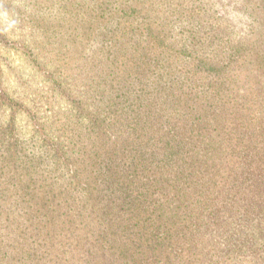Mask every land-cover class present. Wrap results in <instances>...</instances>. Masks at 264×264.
Instances as JSON below:
<instances>
[{
  "label": "trees",
  "instance_id": "trees-1",
  "mask_svg": "<svg viewBox=\"0 0 264 264\" xmlns=\"http://www.w3.org/2000/svg\"><path fill=\"white\" fill-rule=\"evenodd\" d=\"M194 3L84 2L73 21L92 54L75 116L56 124L67 141L56 119L35 131L54 168L39 154L18 170L0 159V264H249L264 252V147L247 125L229 143L227 120L243 115L236 102L229 118L226 32L208 0ZM249 58L262 68L264 53Z\"/></svg>",
  "mask_w": 264,
  "mask_h": 264
},
{
  "label": "rangeland",
  "instance_id": "rangeland-1",
  "mask_svg": "<svg viewBox=\"0 0 264 264\" xmlns=\"http://www.w3.org/2000/svg\"><path fill=\"white\" fill-rule=\"evenodd\" d=\"M87 1L72 0L67 12L59 6L63 0H0V130L4 131L0 136L3 141L0 142V159L13 156L18 165L16 170L22 166L23 156L37 158L38 154L45 160L42 166L54 168L53 157L39 146V140L44 136L35 132L38 125H48L56 119L52 136L67 141L66 137L57 135L56 124L74 114L71 102L86 83L88 64L85 63L91 60L92 52L83 49L80 42L83 23L73 20L84 17L83 5ZM193 1L196 4L207 0ZM207 5L214 11L213 15L209 11V17L213 16V28L226 32L225 48L232 57L226 74L222 75L233 82H230L229 90L233 95L229 94L227 100L231 111L229 118L235 120L234 116H238L234 111L236 102L243 115L241 123L244 125L227 120L229 143L247 125L245 131L253 137L251 141L261 139L258 144L262 149L264 64L263 69L259 68L257 60L255 63L249 54L258 50L264 53V0H208ZM73 10L77 15L72 14ZM39 20L40 25L37 24ZM47 22L53 32L47 30ZM66 27H69L67 32L64 31ZM58 32L63 34L61 38L55 36ZM74 38L75 43L67 42ZM56 39H61V43ZM239 46L243 50L242 59L235 56V47ZM255 120L260 126L252 128ZM256 134L260 137L256 138ZM14 137L17 138L15 143ZM227 150L229 154L231 149ZM261 155L264 156V150ZM13 172L15 175L17 171ZM58 173L59 170L54 172L61 181L62 175ZM244 258L249 264H257L258 260L259 264H264V252L260 256L250 253ZM229 262L232 263L230 259ZM234 264H238L236 258Z\"/></svg>",
  "mask_w": 264,
  "mask_h": 264
}]
</instances>
